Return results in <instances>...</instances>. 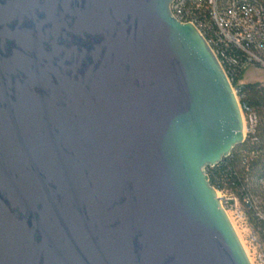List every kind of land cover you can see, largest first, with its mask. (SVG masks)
<instances>
[{
  "label": "water",
  "instance_id": "95a60500",
  "mask_svg": "<svg viewBox=\"0 0 264 264\" xmlns=\"http://www.w3.org/2000/svg\"><path fill=\"white\" fill-rule=\"evenodd\" d=\"M175 0H0V264H252L206 169L241 101Z\"/></svg>",
  "mask_w": 264,
  "mask_h": 264
},
{
  "label": "built area",
  "instance_id": "2783aa9c",
  "mask_svg": "<svg viewBox=\"0 0 264 264\" xmlns=\"http://www.w3.org/2000/svg\"><path fill=\"white\" fill-rule=\"evenodd\" d=\"M170 9L173 16L182 23H192L199 29L217 55L231 83L229 65H236L240 61L236 62L233 56L228 55L229 50L238 49L245 55L241 62L244 69L252 64H264V6L258 0H175ZM240 82L238 92L241 88ZM243 111L247 115L245 139L250 135L254 141L260 117L248 107L242 106ZM262 182L264 183V179ZM227 194L225 199L235 205L240 203L234 193ZM244 206L246 212L257 208L253 197H247ZM247 214L244 213V216L250 226L251 241L255 246L262 247L259 251V264H264V246H261L263 243ZM257 214L263 217L262 212Z\"/></svg>",
  "mask_w": 264,
  "mask_h": 264
},
{
  "label": "trees",
  "instance_id": "16d2710c",
  "mask_svg": "<svg viewBox=\"0 0 264 264\" xmlns=\"http://www.w3.org/2000/svg\"><path fill=\"white\" fill-rule=\"evenodd\" d=\"M258 2L264 6V0ZM228 55L233 56L236 62L240 61L236 65H229L232 85L237 88L246 71L241 66L245 55L238 49L229 50ZM239 97L244 108L248 107L256 111L260 117L256 127V140L253 141L252 136L249 135L243 143L233 149L231 155L224 158L221 164L210 167L208 176L217 190L234 193L240 203L244 204L247 197L254 198L257 208L247 210L248 218L264 244V183L262 182L264 179V84L257 82L241 84ZM259 211L262 212L263 217L258 216Z\"/></svg>",
  "mask_w": 264,
  "mask_h": 264
},
{
  "label": "rangeland",
  "instance_id": "374dc122",
  "mask_svg": "<svg viewBox=\"0 0 264 264\" xmlns=\"http://www.w3.org/2000/svg\"><path fill=\"white\" fill-rule=\"evenodd\" d=\"M245 70L246 71L241 79L240 84L242 85L247 83L252 84L255 82L264 84V64H252V66H247ZM234 89L238 95V99L240 100L239 92L237 91V88L234 87ZM243 115L245 120L244 130H245V135L247 136V130H246L247 115L245 114L244 111H243ZM210 167L211 166H209L206 169L207 174ZM217 192L219 193V197L222 200L223 207H225V209L227 210L231 221L234 223V226L237 230L239 237H241V240L243 241L244 247L246 248V251L249 254L252 264H259V251L260 248L262 247L255 246L254 243H252L251 241L250 226H248V221L245 219L244 216V213L247 214L244 204L241 202L235 205L232 203V201L225 199V197L228 195L227 192H221L219 190H217ZM257 201L259 204H261L260 200L257 199ZM261 246L264 245L261 244Z\"/></svg>",
  "mask_w": 264,
  "mask_h": 264
},
{
  "label": "bare ground",
  "instance_id": "6f19581e",
  "mask_svg": "<svg viewBox=\"0 0 264 264\" xmlns=\"http://www.w3.org/2000/svg\"><path fill=\"white\" fill-rule=\"evenodd\" d=\"M231 220V219H230ZM232 222V221H231ZM233 225H234V223H233ZM235 227V226H234ZM236 229V228H235ZM236 232H237V230H236ZM238 234V233H237ZM238 237H239V235H238ZM240 239H241V237H240ZM242 241V240H241ZM242 243H243V241H242ZM244 245V244H243ZM245 250H246V248H245ZM247 252V251H246ZM248 253V252H247ZM249 255V254H248ZM251 260V259H250ZM252 262V261H251Z\"/></svg>",
  "mask_w": 264,
  "mask_h": 264
}]
</instances>
